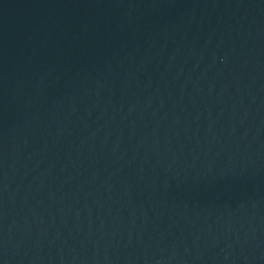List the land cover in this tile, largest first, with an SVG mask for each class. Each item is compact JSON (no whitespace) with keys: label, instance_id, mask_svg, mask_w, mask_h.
Listing matches in <instances>:
<instances>
[{"label":"water","instance_id":"obj_1","mask_svg":"<svg viewBox=\"0 0 264 264\" xmlns=\"http://www.w3.org/2000/svg\"><path fill=\"white\" fill-rule=\"evenodd\" d=\"M0 264H264V0H0Z\"/></svg>","mask_w":264,"mask_h":264}]
</instances>
